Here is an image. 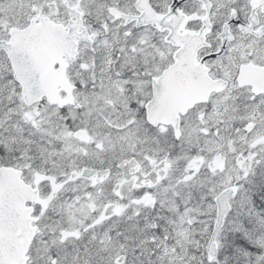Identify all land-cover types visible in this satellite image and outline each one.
Here are the masks:
<instances>
[{
	"label": "snow or ice",
	"instance_id": "6c2138e0",
	"mask_svg": "<svg viewBox=\"0 0 264 264\" xmlns=\"http://www.w3.org/2000/svg\"><path fill=\"white\" fill-rule=\"evenodd\" d=\"M0 264H264V0H0Z\"/></svg>",
	"mask_w": 264,
	"mask_h": 264
}]
</instances>
